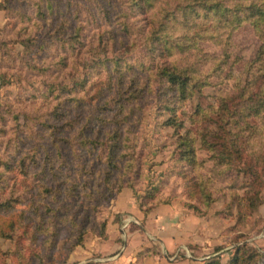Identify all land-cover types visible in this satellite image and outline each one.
<instances>
[{
    "label": "rangeland",
    "instance_id": "rangeland-1",
    "mask_svg": "<svg viewBox=\"0 0 264 264\" xmlns=\"http://www.w3.org/2000/svg\"><path fill=\"white\" fill-rule=\"evenodd\" d=\"M128 5V0H0V152L16 149L25 158L29 174L38 171L43 159L50 155L67 181L84 177L90 180L93 175L80 172L79 158L86 154L80 147H105L98 143L106 139V132L116 128L123 135L122 147H134L132 168L122 177L120 192H131L139 206L146 191L161 183V203L144 205V215L155 209L165 218L171 214L169 210L176 211L177 218L188 216L181 226V237L190 250L184 249L176 259H169L156 251L155 239L148 238L144 230V241L151 245L144 250V257L150 254L152 259V254L158 253L160 264H201L208 260L229 264L234 247L242 243L264 255V174L250 164L247 156L231 168L216 164L200 142L201 135L210 139V133L218 130L216 117L211 114L209 119L194 123L189 119L198 104L206 107L215 103L219 89L234 92L230 88L232 82L220 83L218 77L212 76L215 84L196 90L191 99L178 107V118L184 119L194 135L199 172L213 182L214 200L204 206L189 197L187 180L191 175L180 173L183 166L175 160L177 134L174 128L163 124L170 114L161 108L159 80L154 73L164 58H150L144 43L146 15L137 10L130 14ZM38 6L44 14L37 13ZM125 11L129 12L128 17L123 16ZM126 23L129 32L124 30ZM68 35L70 42L65 41ZM24 39H29L27 48L20 43ZM260 43L250 23L237 27L232 32L231 56L225 72L229 67L236 73L241 70ZM200 45L205 51L218 54L219 49L211 42ZM61 57H65L63 61ZM130 91H135L137 97L123 99L120 109L118 95L128 97ZM86 138L98 142L85 146L82 139ZM33 160L36 164H31ZM88 165H94L97 171L102 169L101 165L91 164V160ZM23 177L16 164L14 179L19 193L34 185L33 179ZM256 179L263 183L262 203L239 219L233 197L252 192ZM83 191L75 197L57 196L51 204L60 205L61 210L76 217L75 225L84 231L82 243L64 260L77 229L68 223V218L59 228L53 249H49V236L43 239L39 235L35 244L27 243L26 258L20 264L41 262L35 253L47 261L51 252L55 261L51 264L104 263L117 257L126 241L140 232L141 218L137 221L121 210L123 197L120 209L116 208L115 198L120 192L113 191L90 204ZM190 203L198 209L194 210ZM174 236L180 238L176 232ZM110 242L117 243L115 250ZM13 247L10 240L0 237V264H17L9 255ZM187 251L191 256H186Z\"/></svg>",
    "mask_w": 264,
    "mask_h": 264
},
{
    "label": "trees",
    "instance_id": "trees-1",
    "mask_svg": "<svg viewBox=\"0 0 264 264\" xmlns=\"http://www.w3.org/2000/svg\"><path fill=\"white\" fill-rule=\"evenodd\" d=\"M128 2L129 9L132 10L130 14L137 10L146 15L144 43L147 44L150 58H164L155 67L154 76L159 80L161 108L170 114L163 124L174 128L177 134L176 163L183 166L180 173L186 177L191 175L190 180H187L191 188L189 197L196 198L199 203L207 206L214 200L211 192L213 182L199 172L201 165L196 159L194 135L186 128L184 119L178 118V107L191 99L196 90L211 85L212 76L218 77L220 83L230 80V88L234 92L219 89V93L214 96L215 103H209L206 107L198 104L189 116L191 123L209 119L211 114L216 117L218 130L210 133V139L207 135L200 136L201 148L216 164L226 169L240 163L247 156L250 164L264 174V0ZM37 13L42 15L44 11L38 6ZM127 13L129 12L125 11L123 16L128 17ZM245 22L252 25L261 43L241 70L236 73L229 67L225 72L231 56L232 32ZM124 30L129 32L127 23L124 24ZM77 33L78 31L75 34ZM70 35L66 42H70ZM27 41L29 39L20 43L27 48ZM201 42H211L219 49L218 54L205 51L200 45ZM61 58L63 61L65 57ZM125 92L122 91V94ZM136 97L133 91L128 97L119 94L116 101L121 109L124 105L123 99L132 100ZM55 114L59 116L58 112ZM122 138V133L115 128L113 132H106L103 143H98L105 147H80L86 152L85 156L79 158V166L82 168L80 172L82 175L83 172L93 175L90 180L84 177L67 181L62 172L57 171L59 167L50 155H46L38 166V171L29 174L25 158L20 157L16 149L7 153L0 152V237L11 241L14 247L9 255L14 257L17 264L26 258L24 251L28 250L27 243L35 244L39 235L44 236L43 239L48 235L49 249H53L58 232L68 218V223L77 226V229L64 260L75 246L82 243L84 231L79 225H75L76 217L61 210L60 205L52 206V200L57 196L75 197L84 190L83 194L91 204V201L96 203L105 199L113 191L120 192L124 181L122 177L132 168L131 160L134 155V147H122ZM82 142L87 146L89 143L97 144L98 141L86 138ZM93 152L97 154L93 155ZM89 160L91 164L101 165L102 169L97 171L94 165L89 166ZM16 164H19L23 178L28 176L30 180L33 179L34 185L27 192L26 187L19 193L17 179H14ZM31 164H36V161L33 160ZM254 183L252 192H245L242 196L236 194L233 197L239 219L262 203L260 191L263 183L260 179H256ZM161 187V183H158L146 191L139 203L141 209L146 204L161 203ZM192 204L190 206L197 210L198 206ZM20 205L24 207L17 209ZM92 208L95 209V206ZM34 257H40L41 262L38 264H51L54 261L52 252L47 261L45 256L38 253ZM142 257L143 254L138 253L136 261L131 264H142ZM201 264L218 262L208 260ZM229 264H264V255L242 243L234 247Z\"/></svg>",
    "mask_w": 264,
    "mask_h": 264
},
{
    "label": "crops",
    "instance_id": "crops-1",
    "mask_svg": "<svg viewBox=\"0 0 264 264\" xmlns=\"http://www.w3.org/2000/svg\"><path fill=\"white\" fill-rule=\"evenodd\" d=\"M122 197L124 198L125 201L122 204L121 210L125 212H129L132 215L133 219L137 221H139L141 218V220L139 221L140 232L134 233L132 237L126 241L123 249L118 253L117 257L113 256V258L110 259L109 261H106L104 263H95V264H127L133 262L136 259L138 253L143 254L141 260L142 264H147V262L150 261L153 264H160V260H158L159 259L158 257L161 253H163L164 256H167V255H172L176 252H182L184 249L190 250L189 247H187L186 244L184 243L183 238L181 237V235H183L181 231L185 225L186 218L188 217L186 216V214L182 217L180 216L177 218L176 217L177 215H175L177 214L176 211L173 212L169 210L171 214H168V217L165 218L164 216H161V214L157 213L155 209H153L145 216L144 210H142L135 203L134 196L132 195V193L123 192V191L118 193L115 198V205L116 208L118 207V209H120L121 205H119V203ZM174 219L176 220L173 221ZM151 220H154V223L149 224ZM149 225H152L150 229H149ZM144 230L146 231L148 238L155 239L158 246L156 247V251L160 252V254L158 253L152 254V259L149 256L150 254H148L147 257H144V250L147 247L151 246L149 245V243H145L144 241ZM174 232H176V234L180 238L175 239ZM109 241L111 240L109 239ZM110 244L109 246H111L113 250H115L116 249L115 246H117V243L115 244L113 242H110ZM78 253H80L79 255L82 254L81 252Z\"/></svg>",
    "mask_w": 264,
    "mask_h": 264
},
{
    "label": "built area",
    "instance_id": "built-area-1",
    "mask_svg": "<svg viewBox=\"0 0 264 264\" xmlns=\"http://www.w3.org/2000/svg\"><path fill=\"white\" fill-rule=\"evenodd\" d=\"M185 255V254H184ZM179 256V252L174 253L173 255H167L169 259H176ZM186 256H191L190 253L187 251Z\"/></svg>",
    "mask_w": 264,
    "mask_h": 264
}]
</instances>
